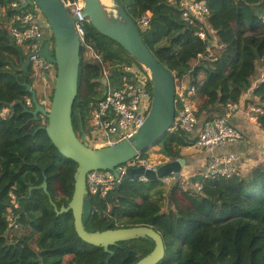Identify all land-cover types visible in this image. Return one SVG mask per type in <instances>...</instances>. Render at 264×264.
I'll list each match as a JSON object with an SVG mask.
<instances>
[{
	"label": "trees",
	"instance_id": "obj_1",
	"mask_svg": "<svg viewBox=\"0 0 264 264\" xmlns=\"http://www.w3.org/2000/svg\"><path fill=\"white\" fill-rule=\"evenodd\" d=\"M119 1L136 22L143 13L152 12L142 36L177 79L191 71L190 83L197 85L198 98L203 100L198 105L199 121L223 116L228 103H239L252 88L258 64L264 65V0H205L209 8L206 31L215 32L216 41L209 32L206 40L196 35L200 27L183 20L179 4ZM12 2L0 0V264H135L153 250L152 239L121 241L106 251L78 235L72 211L59 212L74 194L78 163L64 157L47 131L39 129L41 124L33 115L16 104H26L31 94L24 82L33 84L34 80L31 72L21 71V59L27 55L8 31L17 12ZM87 39L115 71L113 87L121 83L117 70L122 64H139L91 24ZM201 54L194 65L193 60ZM80 56L79 90L73 107L78 133L82 126L88 131L92 111L106 91L102 65L86 58L83 46ZM200 75L205 78L200 80ZM254 96L263 110L258 123L264 129V78L255 87ZM5 107L12 113L6 118L1 114ZM190 134L168 132L160 144L169 158L182 157L181 148L193 145L195 139ZM45 180L47 191L34 188L30 194L31 186L39 187ZM13 187L22 205L21 228L10 233L6 210ZM165 188L160 181L127 180L105 198L92 195L93 212L86 229L151 226L166 246V256L158 264H264V164L247 177L206 179L203 188L194 193L173 186L174 209H164Z\"/></svg>",
	"mask_w": 264,
	"mask_h": 264
},
{
	"label": "water",
	"instance_id": "obj_2",
	"mask_svg": "<svg viewBox=\"0 0 264 264\" xmlns=\"http://www.w3.org/2000/svg\"><path fill=\"white\" fill-rule=\"evenodd\" d=\"M114 7L108 6L103 0H84L83 14L89 17L92 26L101 34L119 43L136 61L149 71L153 89L152 107L144 123L128 138L100 148L89 145L86 131L81 127L80 134L73 124V107L79 90V70L81 63V43L75 29L78 18L71 15L63 0H27L23 8L37 5L46 18L54 38L53 50L45 43L38 54L47 58L57 67L54 93L49 109L38 100L33 85L24 82L34 102V108H28L24 101L16 104L33 115V120L40 122L41 115L46 117L45 129L53 144L62 155L78 163L75 173V190L67 207L60 213L72 211L75 229L86 242L102 246L106 251L121 241L149 237L155 242L153 250L135 264H158L166 256V246L162 235L151 226H134L108 228L104 231L90 232L86 224L93 212L92 200L87 190V173L92 170L113 169L144 153L161 143L173 125L176 115V77L174 73L160 61L146 44L136 21L128 14L119 0H112ZM116 11V12H115ZM53 51V52H52ZM31 57L21 59V71L30 72ZM161 151L169 157L165 146ZM186 160L183 157L167 161L155 169L145 167L129 168L122 176L121 182L141 180L159 181L169 174L179 175ZM193 181H202L203 175L191 177ZM34 188H47V181ZM218 200V199H217Z\"/></svg>",
	"mask_w": 264,
	"mask_h": 264
},
{
	"label": "built area",
	"instance_id": "obj_3",
	"mask_svg": "<svg viewBox=\"0 0 264 264\" xmlns=\"http://www.w3.org/2000/svg\"><path fill=\"white\" fill-rule=\"evenodd\" d=\"M170 3L179 4L181 16L184 21L198 25L200 28L196 32L201 39L208 38L206 31V16L209 8L205 0H167ZM27 0H13L11 6L17 11L8 26L10 35L15 41L24 47L26 55L31 57L32 78L41 79L43 95L38 94L39 102L46 107H50L54 93L55 80L57 77V67L47 58L38 54L45 43L53 50L54 38L48 26L46 18L37 5L23 8ZM71 15H75L78 20L75 22V29L80 38L81 46L85 48V56L93 61H98L102 65V77L106 80V93L101 98L92 111L89 119L90 131H86V141L90 146L100 148L114 145L123 139L130 137L145 121L149 114L153 102V89L151 88V76L148 70L140 64H122L117 70V80L119 86L111 87L112 71L104 63L102 55L97 52L87 39V27L91 24L89 17H85L83 9L84 0H63ZM152 12L143 13L137 20L140 30L149 26L152 19ZM92 25V24H91ZM53 52V51H52ZM188 71L183 79L176 78V115L169 132L183 130L195 135V145L207 152H213L220 147L237 143L243 138V133L236 129L230 120L240 109L239 103H228L226 113L223 116L206 120L200 124L198 119V87L184 78L190 76ZM264 78V72L262 73ZM26 105H34L32 98H27ZM252 116L250 119L258 122V114L262 113V107L258 103L248 106ZM10 109L5 107L2 110L4 118L9 117ZM42 119H45L41 115ZM145 153H139L129 161L115 166L113 169L92 170L87 173L86 183L88 195L107 197L109 193L115 191L120 185L122 176L129 168L145 167L155 169L163 162L151 163ZM238 157L232 153H211L208 157L205 168L197 172H180L179 175L169 174L160 179L164 186L172 187L178 185L183 191L192 193L203 188V181L206 179H217L219 177H231L241 175V171L236 164ZM198 174L203 175L202 181H192L191 177ZM142 181H147L141 177ZM10 203L7 207L8 232L19 231L21 228L18 222L20 210L22 209L19 196L13 187L9 192Z\"/></svg>",
	"mask_w": 264,
	"mask_h": 264
},
{
	"label": "crops",
	"instance_id": "obj_4",
	"mask_svg": "<svg viewBox=\"0 0 264 264\" xmlns=\"http://www.w3.org/2000/svg\"><path fill=\"white\" fill-rule=\"evenodd\" d=\"M258 83H260L259 80L255 82L252 79V88L242 96L240 109L231 118L232 124L244 134L243 138L235 144L220 147L211 152L213 154H235L238 157L236 164L243 177H247L256 166L264 164V129L261 128L258 122L250 119L252 112L248 108L252 103H258V99L254 96V89ZM191 138L195 139V135L191 134ZM194 143L191 146L181 148V155L186 160L182 171L186 173H200L197 171L205 168L207 159L211 155L210 152L200 150ZM166 195L168 196H166V207L164 209L167 210L171 206L174 209L170 192Z\"/></svg>",
	"mask_w": 264,
	"mask_h": 264
},
{
	"label": "rangeland",
	"instance_id": "obj_5",
	"mask_svg": "<svg viewBox=\"0 0 264 264\" xmlns=\"http://www.w3.org/2000/svg\"><path fill=\"white\" fill-rule=\"evenodd\" d=\"M111 2V3H110ZM107 4L110 6V7H114L115 6V4H114V2L112 1V0H108V2H107ZM116 12V11H115ZM207 32H209V33H211V35L213 36V40L214 41H216V34H215V32H213L211 29H208L207 30ZM203 57V55L201 54L200 56H199V58L197 59V60H193V64L195 65V64H197L198 62H199V60L201 59ZM262 68H263V64L262 63H260V64H258V70H257V73H256V75H255V77L253 78L254 80H255V82H257L258 80L259 81H261V79H263L262 78V74H261V71H262ZM263 73V72H262ZM186 75V74H185ZM184 75V76H185ZM183 76V77H184ZM31 77H32V74H31ZM200 77V80H203L204 78H205V76L204 75H200L199 76ZM183 79V78H182ZM187 81H190V76H186L185 78H184V84H186V82ZM33 88L35 89V90H37L38 91V94H40V95H43V87H42V83H41V79H34V81H33ZM111 87H113V85H111ZM98 88H100L99 90H103L102 88V86H99ZM198 100H199V102L200 101H203V100H201V97L200 98H198ZM49 109V108H48ZM225 113H226V109H225ZM46 120V119H45ZM45 120L43 121V123L44 124H46L45 123ZM254 121V120H253ZM200 122H202V120H200ZM89 131H90V127H88V133H89ZM244 135V134H243ZM160 147V148H159ZM161 144H158V145H156V146H154V147H152V148H149L148 149V151H146L147 153L145 154V156L146 157H148L147 159H149V161L151 162V163H154V162H159V161H161V162H163V161H170V160H172L171 158H169V157H167V155L165 154V153H163L162 151H161ZM181 152H182V149H181ZM164 163V162H163ZM173 187V186H172ZM165 190H167V192L166 193H168V192H170V189H168V187L166 186V188H165ZM166 196H168V195H166ZM177 197H179V199H180V201H183V195L181 194V193H178L177 194Z\"/></svg>",
	"mask_w": 264,
	"mask_h": 264
},
{
	"label": "clouds",
	"instance_id": "obj_6",
	"mask_svg": "<svg viewBox=\"0 0 264 264\" xmlns=\"http://www.w3.org/2000/svg\"><path fill=\"white\" fill-rule=\"evenodd\" d=\"M208 36V35H207ZM27 57V56H26ZM30 72H31V67H30ZM32 74V73H31ZM33 80H34V78H33ZM102 81H103V84L106 86V80L102 77ZM37 91V90H36ZM105 93H106V91H105ZM37 95H38V91H37ZM32 98V97H31ZM33 101V100H32ZM34 103V102H33ZM27 106V105H26ZM28 107V106H27ZM28 108H31V109H33L34 108V105L32 106V107H28ZM45 119H46V117H45ZM45 119H40L41 121L39 122L40 124H44L43 123V121L45 120ZM86 131V130H85ZM79 134H80V132H79ZM191 135V134H190ZM144 153H147V152H144ZM167 162V161H166ZM165 163V162H164ZM182 172V171H181ZM148 181V180H147ZM160 181V180H159ZM193 181V180H192ZM196 181H198V180H196ZM166 187V186H165ZM171 187H168V189H170ZM21 211V210H20Z\"/></svg>",
	"mask_w": 264,
	"mask_h": 264
},
{
	"label": "bare ground",
	"instance_id": "obj_7",
	"mask_svg": "<svg viewBox=\"0 0 264 264\" xmlns=\"http://www.w3.org/2000/svg\"><path fill=\"white\" fill-rule=\"evenodd\" d=\"M106 4H107V2H108V0H103ZM111 3V2H110ZM108 5V4H107ZM109 6V5H108Z\"/></svg>",
	"mask_w": 264,
	"mask_h": 264
},
{
	"label": "flooded vegetation",
	"instance_id": "obj_8",
	"mask_svg": "<svg viewBox=\"0 0 264 264\" xmlns=\"http://www.w3.org/2000/svg\"><path fill=\"white\" fill-rule=\"evenodd\" d=\"M30 67H31V65H30Z\"/></svg>",
	"mask_w": 264,
	"mask_h": 264
}]
</instances>
